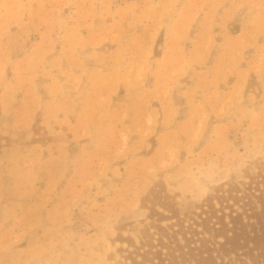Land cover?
<instances>
[{"label": "rangeland", "instance_id": "obj_1", "mask_svg": "<svg viewBox=\"0 0 264 264\" xmlns=\"http://www.w3.org/2000/svg\"><path fill=\"white\" fill-rule=\"evenodd\" d=\"M263 169L264 0H0V264H122Z\"/></svg>", "mask_w": 264, "mask_h": 264}, {"label": "trees", "instance_id": "obj_2", "mask_svg": "<svg viewBox=\"0 0 264 264\" xmlns=\"http://www.w3.org/2000/svg\"><path fill=\"white\" fill-rule=\"evenodd\" d=\"M224 185L185 215L153 199L163 211L152 208V231L127 242L122 264H264V169Z\"/></svg>", "mask_w": 264, "mask_h": 264}]
</instances>
